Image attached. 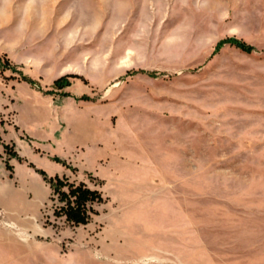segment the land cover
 <instances>
[{
    "label": "rangeland",
    "instance_id": "374dc122",
    "mask_svg": "<svg viewBox=\"0 0 264 264\" xmlns=\"http://www.w3.org/2000/svg\"><path fill=\"white\" fill-rule=\"evenodd\" d=\"M46 1L37 17V0H0V45L54 24L39 32L42 55L78 76L51 92L55 79L17 64L4 78L23 72L56 103L75 97L104 128V154L114 140L121 152L110 178L92 155L60 157L58 174L104 195L76 226L55 216L30 163L50 175L55 165L34 162L17 131L7 143L23 160L11 157L0 135V264H264V0ZM228 37L254 49H217Z\"/></svg>",
    "mask_w": 264,
    "mask_h": 264
},
{
    "label": "crops",
    "instance_id": "0c3cea01",
    "mask_svg": "<svg viewBox=\"0 0 264 264\" xmlns=\"http://www.w3.org/2000/svg\"><path fill=\"white\" fill-rule=\"evenodd\" d=\"M36 4L32 14L37 17L42 14V11H46L48 6H52L46 0H37ZM53 25L29 23L28 33H16L12 41L7 42L6 45H0V53H7L11 61L20 65L25 73L34 77L42 76L49 82L63 73L73 71L70 61L64 62L62 58L42 55L48 45L40 44L39 32ZM25 26V23H16L12 31L24 30ZM9 70L0 69V135L10 134L6 142L17 143L19 136L14 135L16 131L28 136L33 142L30 158L42 167H46L47 163L54 164L56 167L54 174L60 173L64 166L61 162L51 159L50 155L70 159L71 154L75 153L82 160H87L92 155L97 159L98 164L109 166L108 170L102 171V175L110 178L109 174L113 172L115 160L119 158L121 152V141H112L111 153L104 154L106 139L101 132L104 128L98 125L92 114L81 112L84 108L75 97L69 96L56 103V98L38 91L25 80L14 78L6 80L4 77L10 75ZM10 111L14 112L13 123L6 121ZM107 124V128L110 129L109 122ZM119 127L118 125L111 130L116 133ZM56 148L64 150L65 153L59 154ZM129 158V156L126 157V159Z\"/></svg>",
    "mask_w": 264,
    "mask_h": 264
},
{
    "label": "trees",
    "instance_id": "16d2710c",
    "mask_svg": "<svg viewBox=\"0 0 264 264\" xmlns=\"http://www.w3.org/2000/svg\"><path fill=\"white\" fill-rule=\"evenodd\" d=\"M230 43L241 48L244 51L251 52L254 49L252 44L238 39L236 37H228L220 40L217 44V49L223 44ZM7 68H16L7 53L0 54V69L5 70ZM21 73V79L28 81L32 85H36L37 81L32 77H29L23 72ZM78 76L77 74L68 73L62 75L54 80L53 89L47 92L55 91V89H62L72 83V77ZM5 149L8 151L11 157H17L23 160L22 156L15 149L14 144L4 143ZM1 154V153H0ZM54 160L58 162H64L60 157L55 156ZM38 173H40L43 179L49 184L51 189V199L57 201L54 208V214L56 217H65V220L72 225H86L88 224L93 214L97 213L95 203L102 202L104 195L101 190L93 188L85 181L75 182L70 180L67 176L60 175L58 173L50 175L46 169L37 167L34 163H30ZM6 167L10 171V177H13L14 166L10 161H6Z\"/></svg>",
    "mask_w": 264,
    "mask_h": 264
}]
</instances>
